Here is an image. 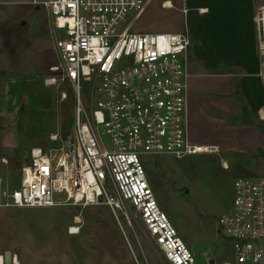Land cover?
Listing matches in <instances>:
<instances>
[{"label":"built area","instance_id":"1","mask_svg":"<svg viewBox=\"0 0 264 264\" xmlns=\"http://www.w3.org/2000/svg\"><path fill=\"white\" fill-rule=\"evenodd\" d=\"M151 1L34 0L50 15L57 55L52 70L73 88V124L65 134L51 133L46 147L30 149L18 184L2 193L0 207L104 205L116 216L128 206L164 264H197L160 208L140 155L181 158L219 148L188 140V36L131 31ZM254 23L264 88V5ZM81 79L91 88L87 109ZM59 98L67 99L66 93ZM218 224L232 246L231 259L219 264H264V177L234 179L231 207Z\"/></svg>","mask_w":264,"mask_h":264},{"label":"rangeland","instance_id":"2","mask_svg":"<svg viewBox=\"0 0 264 264\" xmlns=\"http://www.w3.org/2000/svg\"><path fill=\"white\" fill-rule=\"evenodd\" d=\"M156 11L159 18L145 15L134 21L133 30L147 23L182 24L178 13ZM55 65L47 8L34 0H0V203L2 193L18 184L30 149L46 147L51 133L65 134L72 128L73 88L67 81L59 82L60 72L52 70ZM49 78L57 83L46 86ZM79 88L87 109L90 84L81 79ZM62 91L65 100L59 98ZM228 100L224 103L235 112V94ZM222 121L210 113L186 127L196 142L217 144L218 153L181 158L140 155L160 208L197 264L231 259L232 251L225 244L229 239L218 219L231 207L234 179L264 177V158L247 155L261 146L257 131L243 125L227 129ZM103 139L108 146L106 136ZM122 209L115 216L104 205L0 207V256L10 251L17 264H164L129 207Z\"/></svg>","mask_w":264,"mask_h":264},{"label":"crops","instance_id":"3","mask_svg":"<svg viewBox=\"0 0 264 264\" xmlns=\"http://www.w3.org/2000/svg\"><path fill=\"white\" fill-rule=\"evenodd\" d=\"M263 5L264 0H152L139 18H159L156 10L174 11L181 15L182 24L155 27L154 23H147L136 30L131 26L134 33H158L162 29L188 36L186 127H193L200 115L207 117L210 113L221 117L224 128L252 127L261 138V146L254 153L244 152L252 156L260 150L264 152V136L258 127L245 123L242 114L247 112L253 120L264 124V88L259 78L254 23L256 11ZM233 94L238 100L235 112L226 104ZM188 131V140L201 144ZM225 244L232 251L230 241Z\"/></svg>","mask_w":264,"mask_h":264},{"label":"trees","instance_id":"4","mask_svg":"<svg viewBox=\"0 0 264 264\" xmlns=\"http://www.w3.org/2000/svg\"><path fill=\"white\" fill-rule=\"evenodd\" d=\"M242 119L245 121V123L247 124H250L252 126H256L259 128V130L261 131V133L263 134L264 136V124L261 123L260 121H256V120H253L250 115L247 113V112H244L242 114ZM258 155L260 157H263L264 158V152L263 151H258ZM107 207V206H106ZM108 208V207H107Z\"/></svg>","mask_w":264,"mask_h":264},{"label":"water","instance_id":"5","mask_svg":"<svg viewBox=\"0 0 264 264\" xmlns=\"http://www.w3.org/2000/svg\"><path fill=\"white\" fill-rule=\"evenodd\" d=\"M3 260L5 264H11L12 260H11V252L10 251H5L3 254ZM208 264H215L214 259H209L208 260Z\"/></svg>","mask_w":264,"mask_h":264},{"label":"bare ground","instance_id":"6","mask_svg":"<svg viewBox=\"0 0 264 264\" xmlns=\"http://www.w3.org/2000/svg\"><path fill=\"white\" fill-rule=\"evenodd\" d=\"M0 264H1V259H0ZM14 264H17V263H16V260H15Z\"/></svg>","mask_w":264,"mask_h":264}]
</instances>
